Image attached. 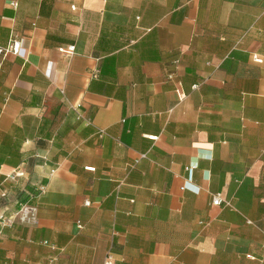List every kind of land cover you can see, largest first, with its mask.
<instances>
[{"label": "crops", "instance_id": "obj_1", "mask_svg": "<svg viewBox=\"0 0 264 264\" xmlns=\"http://www.w3.org/2000/svg\"><path fill=\"white\" fill-rule=\"evenodd\" d=\"M13 41L0 264H264V0H0Z\"/></svg>", "mask_w": 264, "mask_h": 264}, {"label": "built area", "instance_id": "obj_2", "mask_svg": "<svg viewBox=\"0 0 264 264\" xmlns=\"http://www.w3.org/2000/svg\"><path fill=\"white\" fill-rule=\"evenodd\" d=\"M13 5V4H12ZM60 53H62L67 59L70 58L73 53H74V47L73 46H69V47H62L60 49H58ZM21 52L20 50V47H19V44L17 42H12L8 47L6 48H0V57H1V60H0V68L2 66V59L9 53L11 54H14V55H19ZM254 61L256 62H259V59L256 58V57H253ZM144 156H142L143 158ZM23 176V173L20 172V171H16V170H13L10 175H8V178L11 179V180H15L16 178H19V177H22ZM222 202V199L220 197V195H215L213 198H212V205L213 206H219ZM225 205L227 207H230V204L225 202ZM32 211H33V208L30 207V206H22L21 209H20V213H21V217L23 220H26L28 219V217H31L32 216ZM104 264H113L112 260H111V257L110 256H107L105 261H104Z\"/></svg>", "mask_w": 264, "mask_h": 264}]
</instances>
